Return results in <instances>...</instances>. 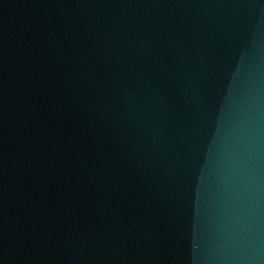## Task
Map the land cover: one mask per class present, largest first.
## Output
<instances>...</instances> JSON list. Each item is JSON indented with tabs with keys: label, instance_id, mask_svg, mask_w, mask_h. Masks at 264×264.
<instances>
[{
	"label": "water",
	"instance_id": "1",
	"mask_svg": "<svg viewBox=\"0 0 264 264\" xmlns=\"http://www.w3.org/2000/svg\"><path fill=\"white\" fill-rule=\"evenodd\" d=\"M0 264H264V0H0Z\"/></svg>",
	"mask_w": 264,
	"mask_h": 264
}]
</instances>
